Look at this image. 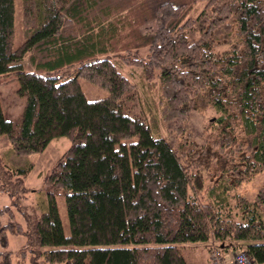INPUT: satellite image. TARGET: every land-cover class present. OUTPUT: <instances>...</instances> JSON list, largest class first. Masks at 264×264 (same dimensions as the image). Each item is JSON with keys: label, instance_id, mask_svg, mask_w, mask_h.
<instances>
[{"label": "trees", "instance_id": "16d2710c", "mask_svg": "<svg viewBox=\"0 0 264 264\" xmlns=\"http://www.w3.org/2000/svg\"><path fill=\"white\" fill-rule=\"evenodd\" d=\"M20 3L23 41L13 48L15 0H0V78L15 75L24 99L11 120L0 102V138L14 159L53 139L70 145L37 205L20 204L32 164L0 152V191L10 199L0 208L1 246L8 232L23 236L20 258L32 264H186L177 244L211 240L208 258L218 249L264 262V187L254 201L236 192L264 172V0ZM117 64L157 91L153 110L185 137L180 144L158 135L153 111ZM79 79L107 95L85 100ZM204 108L213 116L199 144L187 128ZM11 257L0 251V264Z\"/></svg>", "mask_w": 264, "mask_h": 264}, {"label": "rangeland", "instance_id": "374dc122", "mask_svg": "<svg viewBox=\"0 0 264 264\" xmlns=\"http://www.w3.org/2000/svg\"><path fill=\"white\" fill-rule=\"evenodd\" d=\"M150 25L154 26V23L151 22ZM22 41L23 29L21 20V3L20 0H15L13 48L20 46ZM144 52L145 50H142V53ZM25 65L27 69H30V65L28 63ZM117 66L122 70V72L125 73L126 77L131 81V83L135 84L137 87V92L140 96V104H142L144 108L146 106L147 110L150 111L151 109L153 111V115L157 123L158 135L163 136L171 146H175L176 142L180 144L185 137L183 136L181 139H179V136L172 132L173 122H162L159 110L157 112H154L153 110L150 98L153 95V99L156 101L157 97H159L157 91L152 89V87L145 86L146 83L140 80V71L138 69L132 67L126 68L122 64H117ZM77 83L85 100H93L107 95L105 89L99 87L98 85L92 84L85 79H79ZM17 87L18 82L15 75L0 78V102L3 114L8 120L14 119L21 111L24 104V99L17 94ZM211 116H213V112L210 109L205 110L204 108L200 111L195 110L191 112L187 128V133H189L188 137L191 140L199 144L203 142L204 137L209 133V129L207 128V120ZM69 145V140L65 137L53 139L41 153H31L29 155L14 159L12 155H9V157L6 155L5 150H7L9 146L8 140H6V138H0V152H5L3 153L5 160L10 159V162H14V165H16L17 162L24 164L23 160L32 164V170L26 177H24L22 181L24 187L27 189V192L24 194L25 200L20 201L21 205H28L30 203L37 205L41 199L40 189L42 188L44 177L50 173L51 167L56 161H58L60 156L69 147ZM262 187H264V172L257 173L249 181L242 183L236 189V192L237 194L245 196L247 199L254 201L257 192ZM199 200L201 203H206L207 199L205 192H203ZM56 203L63 232L65 235H69V226L64 198L62 196H57ZM7 205H10L8 194L0 191V208ZM17 220L19 223H23L20 215L18 216ZM0 221H6L4 216H0ZM6 237L7 246L3 247L0 244V251L5 252L7 249L13 253V256L16 255L18 258L13 259L11 257L10 264H17V261L21 262L18 264H32L29 261L28 254L26 257H24V259L20 258V252H27L24 245V237L10 232L6 234ZM211 245H214V243L210 240L208 243H180L177 244V247L179 248L186 264H208V248Z\"/></svg>", "mask_w": 264, "mask_h": 264}, {"label": "built area", "instance_id": "2783aa9c", "mask_svg": "<svg viewBox=\"0 0 264 264\" xmlns=\"http://www.w3.org/2000/svg\"><path fill=\"white\" fill-rule=\"evenodd\" d=\"M208 259L209 264H256L245 251L235 252L228 258L218 249H212ZM258 264H264V262Z\"/></svg>", "mask_w": 264, "mask_h": 264}]
</instances>
